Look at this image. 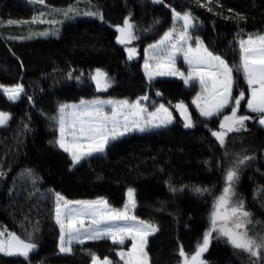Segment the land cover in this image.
Instances as JSON below:
<instances>
[{
    "label": "trees",
    "instance_id": "16d2710c",
    "mask_svg": "<svg viewBox=\"0 0 264 264\" xmlns=\"http://www.w3.org/2000/svg\"><path fill=\"white\" fill-rule=\"evenodd\" d=\"M46 4L60 10L78 4L91 12L99 11L107 24L84 17L66 23L56 38L17 41L16 31L10 32L3 24L30 20L33 9L27 0H0V87H24L16 103L0 94V111L11 115L9 123L0 128V171L5 173L0 177V229L25 236L21 227L25 215L31 217L26 225L29 232L39 221L34 234L37 249L29 260L0 254V264H91L87 250L100 259L116 262L117 246L108 239L75 246L67 256L59 253V228L52 212L54 197L59 193L67 200L103 198L113 208L121 209L129 187L136 190L135 215L159 228L147 246L152 264H182L179 249L182 246L189 254L196 250L208 224L212 198L199 197L188 189L173 195L165 181L171 177L178 187L215 185L219 193L222 180L216 161L224 149L208 130H219V121L214 119L206 127L192 107L195 90L169 79L149 85L142 71L144 49L171 26L172 9L191 11L197 17L193 36H199L230 65L238 63L237 39L264 33V0H200L203 7L196 0H164L161 5L148 0H46ZM129 13L130 22L136 25L135 44L140 46V55L131 60L116 42L118 33L114 29L123 25ZM156 19L159 24L154 23ZM97 68L107 72L112 81L107 91H96L89 79V73ZM72 70L73 77L84 74L80 81L67 79ZM234 76L238 88L242 76ZM143 95L156 106L162 103L173 109L175 124L111 143L104 155L88 158L77 167H72L67 153L49 143L58 132L53 131L46 116H55L60 103L99 98L134 102ZM181 101L195 122L192 128L183 127L174 107ZM246 124L247 132L229 134L227 147L236 152L247 149L255 157L241 174L238 192L245 197L253 219L261 221L256 230L264 231V208L260 206L264 202V128L255 119ZM206 160L213 161L211 171L204 164ZM23 169H32L39 178L35 191L30 182L21 186L18 176ZM257 189L260 196L254 200ZM237 252L224 239H214L205 254V264H249L247 253Z\"/></svg>",
    "mask_w": 264,
    "mask_h": 264
},
{
    "label": "snow or ice",
    "instance_id": "6c2138e0",
    "mask_svg": "<svg viewBox=\"0 0 264 264\" xmlns=\"http://www.w3.org/2000/svg\"><path fill=\"white\" fill-rule=\"evenodd\" d=\"M43 4L44 0H37ZM153 4H164V0H151ZM200 4V0H196ZM169 7V5H165ZM203 7V4H200ZM211 11V9H209ZM78 12L68 9L63 12L65 19H71ZM43 15V13H41ZM86 16L98 18L104 22L103 15L86 11ZM240 19H246L240 16ZM131 13L117 25L115 30L118 44L124 45L131 60L136 55L134 47H128L134 39L136 25L130 22ZM195 17L191 11L183 13L172 9V23L167 31L144 49L145 76L151 86L156 77H177L185 86H199L200 91L192 100L205 126L219 121V130L209 128L211 136L224 149L223 155L216 161V168L221 172L222 184L219 193L216 186L203 187L196 185H174L169 177L165 183L173 195L183 193L185 189L199 197L211 196L212 202L208 211V224L203 232L202 240L196 245L194 253H186L181 246L178 252L182 264H204L202 254L208 250L212 240L224 239L225 242L239 253H247L249 264H264V231H257L260 220L253 219V212L247 207L245 197L238 192L243 170L249 167V162L255 157L248 154L247 149L239 152L230 151L227 147V137L231 133L247 132L246 122L255 119L264 127V35L249 34L247 39L239 37L236 44L239 47V61L230 65L225 58L215 54L199 36H193L196 28ZM43 22V21H42ZM11 23V21H10ZM159 24V19L154 21ZM47 35V33H41ZM239 36V34H238ZM194 42V44H193ZM178 57L183 58L187 65L182 71L177 66ZM73 71L67 73V79L80 81L83 73L73 77ZM242 76L248 86L250 96L247 99V110L255 116L239 114L241 102L245 100V91L234 95L237 77ZM89 79L94 82L96 91H107L112 86L108 73L97 68L89 73ZM0 94L9 101H17L24 94L23 85L0 88ZM157 96L161 93L157 91ZM31 101V97L28 98ZM149 96L143 95L135 102L128 100L81 99L78 104L60 103L55 116H46L52 123L50 126L58 136L49 141L67 153L72 161V167L95 154L105 153L109 143L116 141L131 132H148L168 129L174 121L169 108L164 104H153L154 110L143 103ZM183 120L184 128H192L195 122L188 106L183 101L174 105ZM42 115H45L42 113ZM11 115L0 111V127L5 126ZM27 127V126H25ZM204 164L212 170L213 161L206 160ZM163 171V169H161ZM5 173L0 171V177ZM21 186L30 182L36 190L38 177L32 169H23L18 176ZM15 184V181L13 182ZM33 193H30L31 196ZM127 201L123 208H113L106 199L97 200H67L59 193L55 194L52 212L55 224L59 227V251L72 254L73 245H84L88 241L110 239L114 245L123 246L125 241H131L128 251H117L123 264H149L148 253L145 251L148 238L159 231L151 220L138 218L133 214L137 207L136 190L127 189ZM260 190L254 191L253 199L257 200ZM264 208V202L260 203ZM31 223L30 214H26L21 227L25 236L7 229L0 230V254L10 257H23L29 260L30 253L37 249L34 234L39 230V221L35 222L32 231L26 225ZM87 225V226H86ZM91 264H115L105 257L103 260L92 250H87ZM255 258V259H253Z\"/></svg>",
    "mask_w": 264,
    "mask_h": 264
},
{
    "label": "rangeland",
    "instance_id": "374dc122",
    "mask_svg": "<svg viewBox=\"0 0 264 264\" xmlns=\"http://www.w3.org/2000/svg\"><path fill=\"white\" fill-rule=\"evenodd\" d=\"M149 2H151V0H148ZM27 2L29 3L30 7L33 9V16L30 20H27V21H19V22H7V23H4L3 26L6 27V29H8L10 32L11 31H16L17 33V41H30V40H35V39H49V38H56L59 36L60 32H61V28L66 24V23H69V22H75L79 19H83L84 17L86 18H92V19H98L96 17H92V16H86L84 15V12L86 11H90V10H86L85 7H82L81 5H74L72 7H68L66 9H53V8H49L46 4V0H44V3L41 4V3H38L37 0H27ZM152 3V2H151ZM155 5H161V4H155ZM75 9L78 14L77 15H74L73 18L71 19H65L64 15H63V12L68 10V9ZM41 13H43V15H41ZM99 20V19H98ZM43 21V22H42ZM100 21V20H99ZM101 22V21H100ZM105 24H107L105 21L103 22ZM196 23V21H195ZM115 29V28H114ZM41 33H47V35H41ZM261 35H264V33H260ZM119 35V33H118ZM134 35L136 36L135 32H134ZM248 35L246 37H242L244 39H247ZM195 38V37H194ZM137 42V39H134L131 44L128 45V47H134L136 49V55L134 57H138L140 55V46H138V44L136 45L135 43ZM194 44V42H193ZM120 46H122L125 50V46L124 45H121L119 44ZM140 45V44H139ZM147 48V47H146ZM145 48V49H146ZM126 51V50H125ZM127 53V51H126ZM128 54V53H127ZM177 66L182 70H186L187 68V65H185L183 63V58L182 57H178V60H177ZM142 71H143V74L145 76V69H144V56H143V62H142ZM145 78L147 79V77L145 76ZM159 79H169V80H175V81H178V82H181L183 83L182 80H180L179 78L177 77H156L154 81H157ZM148 80V79H147ZM153 81V82H154ZM149 82V81H148ZM184 85V83H183ZM185 88L187 89H192V90H195V96L197 95V93L200 91L199 89V86H195V87H189V86H185ZM2 88V87H0ZM243 90L245 91V100H243L241 102V108H240V112L239 114H247V115H250L252 113H250L248 110H247V99L249 98L250 96V92L248 91V86L246 84V82L243 80L242 78V83H240L238 85V88H236V86L234 87V95H238L239 92ZM23 95V94H22ZM21 95V97H22ZM194 96V97H195ZM20 97V98H21ZM19 98V100H20ZM100 99V98H99ZM194 99V98H193ZM17 100V101H19ZM100 100H114V101H123L124 99L122 100H116V99H100ZM17 101H11L12 103H16ZM131 102V101H129ZM135 102V101H134ZM143 103H145L148 107H149V110L152 111L154 110V107H153V104L154 102H151L150 100L148 101H144ZM78 104V103H76ZM192 107L193 109L196 111V113L199 115L198 111L196 110L195 108V105L192 104ZM169 111L172 112V114H174L173 112V109L169 108ZM174 117V115H173ZM202 119H204L203 117H201ZM10 121V120H9ZM174 121L176 122V119L174 117ZM175 122L172 124L174 125ZM9 123V122H8ZM7 123V124H8ZM6 124V125H7ZM5 125V126H6ZM172 125H170L169 127H171ZM3 126V127H5ZM260 126V125H259ZM3 127H0V128H3ZM262 127V126H261ZM264 128V127H263ZM156 130H153V131H148V132H144V133H140V132H131L127 135H125L124 137H121L119 138L118 140L116 141H112L109 143V145L111 143H114V142H117V141H120L122 139H125L129 136H132L134 134H139V135H144V134H148L150 132H154ZM108 145V147H109ZM107 147V148H108ZM106 148V150H107ZM106 150H105V153H106ZM105 153L103 154H95L93 156H96V155H104ZM92 156V157H93ZM70 157V156H69ZM91 158V157H90ZM88 159V158H87ZM86 160V159H85ZM84 161V160H83ZM81 161V163L83 162ZM79 165V164H78ZM78 165H76L75 167H77ZM54 200H55V197H54ZM127 201V195H126V200L125 202ZM123 208V207H122ZM136 210V209H135ZM135 210L133 212V214L135 215ZM87 226V225H86ZM59 228V227H58ZM0 230H3V229H0ZM158 233V232H157ZM157 233H155L154 235L150 236L148 238V242H149V239L153 236H155ZM110 240V239H108ZM111 241V240H110ZM89 242H92V241H88L86 242L85 244L89 243ZM112 242V241H111ZM148 242H147V246H148ZM84 244V245H85ZM75 246H78V245H73V247ZM117 246V250L115 251V253H117V251H120V250H124V251H128L130 248H131V241L130 240H127L125 241V244L123 246H120V245H116ZM147 246L145 248V251L147 252ZM231 247V245H229ZM209 248V247H208ZM36 250H34L31 254L35 253ZM207 252V251H206ZM206 252H204L202 254V257L201 259L204 261V264H205V254ZM59 253L63 256H67V255H70V254H67V253H61L59 251ZM148 253V252H147ZM3 255V254H1ZM4 256V255H3ZM117 256V254H116ZM5 257H9V258H23V257H10V256H5ZM103 260V259H101ZM148 260H149V264H152L149 256H148ZM115 264H123L122 261H120V258L119 256H117V260L115 262Z\"/></svg>",
    "mask_w": 264,
    "mask_h": 264
}]
</instances>
